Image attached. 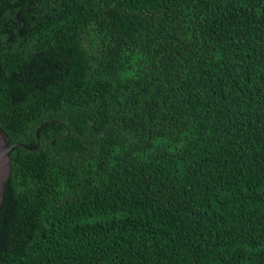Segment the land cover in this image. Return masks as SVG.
<instances>
[{
    "label": "trees",
    "instance_id": "16d2710c",
    "mask_svg": "<svg viewBox=\"0 0 264 264\" xmlns=\"http://www.w3.org/2000/svg\"><path fill=\"white\" fill-rule=\"evenodd\" d=\"M0 131V264H264V0H0Z\"/></svg>",
    "mask_w": 264,
    "mask_h": 264
},
{
    "label": "water",
    "instance_id": "95a60500",
    "mask_svg": "<svg viewBox=\"0 0 264 264\" xmlns=\"http://www.w3.org/2000/svg\"><path fill=\"white\" fill-rule=\"evenodd\" d=\"M34 134H36V129L34 131ZM13 146H20V144H9L4 133L0 131V204L3 195V187L10 170L8 153Z\"/></svg>",
    "mask_w": 264,
    "mask_h": 264
}]
</instances>
